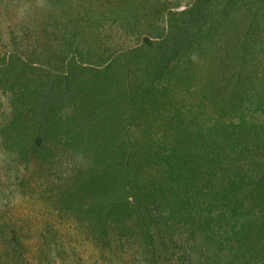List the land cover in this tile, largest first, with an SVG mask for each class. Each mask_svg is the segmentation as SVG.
Here are the masks:
<instances>
[{"label": "rangeland", "instance_id": "1", "mask_svg": "<svg viewBox=\"0 0 264 264\" xmlns=\"http://www.w3.org/2000/svg\"><path fill=\"white\" fill-rule=\"evenodd\" d=\"M255 1L225 24L226 50L212 39L193 51L196 24L180 14L195 0H0L4 108L18 91L51 96L49 105L74 97L79 113L96 109L121 134L131 185L142 184L134 192L160 188L141 201L153 209L145 231L101 222L96 207L78 218L57 196L78 162L62 154L66 130L48 136L54 164L49 151L21 158L22 135L0 133V264H264V5ZM171 13L180 27L169 26ZM114 103L118 116L103 113Z\"/></svg>", "mask_w": 264, "mask_h": 264}, {"label": "trees", "instance_id": "2", "mask_svg": "<svg viewBox=\"0 0 264 264\" xmlns=\"http://www.w3.org/2000/svg\"><path fill=\"white\" fill-rule=\"evenodd\" d=\"M255 2L264 5L262 0ZM229 6L237 8L229 9ZM245 6V0H195L192 9L180 14L183 17L186 15L190 18L191 23L196 24L194 26L196 39L189 41L192 44L190 50L196 51L194 44L198 45L201 44L200 41L202 40L207 42L212 39L215 44H220V49L226 50L230 43L223 37L226 34V31L223 32L225 24L232 22L233 18L231 20V17H236V15L243 16ZM257 12L258 9L254 6V12L249 10V14L245 15V22H249L248 25L252 26L258 22ZM176 15L178 14L171 13L168 16L170 27H180L171 18ZM191 38H193V34ZM191 38L189 37V40ZM249 42L241 43L239 46L245 53L243 56L238 53L240 56L237 59L241 61L239 68L244 67L246 54L250 52ZM220 75L225 77L223 73ZM228 78L235 82L232 76H228ZM251 78H254V76ZM68 80L69 78L67 77L66 81ZM219 82L222 83L221 80ZM10 84L15 85V82ZM235 84L237 90L243 86L240 85L239 81ZM91 93L88 94L87 99L91 97ZM17 96V98L10 97L8 108H4L3 102L0 101V112L7 117L0 121V127L2 128L0 133H15L16 131V133L19 132L22 135L21 139L24 147L19 153L21 158L32 154V161L35 162L41 157L37 156L36 152L44 153L49 151L52 153L49 162L54 164L56 159L52 158L56 154L53 150H59L54 149L48 143V136L50 132L58 134L62 129L68 133V138L63 139L65 143H63V149L61 150L62 154H67V158L71 155L78 162L77 166L67 169L70 170L68 173L64 171L62 174V177L65 176L64 180H67L68 187L57 195L59 205L70 210L78 218L83 216L82 219L89 218L87 215H83L84 212L92 214L96 207L101 222L105 221L108 224L116 225L117 223H136L139 221L143 230H147L145 215L153 212V209L147 208L149 209L148 211L146 207L143 208L141 201L143 202L146 198L153 199L158 197L157 194L160 195V188L153 185L150 191L134 192L135 189H140L142 184L139 183L141 186L139 184L131 185L132 179L129 177V170L134 166L131 165L132 156L128 155L131 153L128 152V148L125 149L123 147L125 144L124 141H121V134L116 139V135H113L112 127L105 123H100L98 117L101 115L95 116L98 114L95 111L98 110L93 108L87 110L84 108L88 111L89 117H86L81 111L80 113L78 112L79 101H76L74 97L71 101L64 99L63 95H57L54 98L55 101L49 105L48 100L51 96L41 99L36 97L32 100L30 99L31 97L26 96V93L22 94L21 91H18ZM223 96L225 95L223 94ZM93 100L94 98L90 100L86 107L92 106L96 108ZM95 101H98V99ZM121 109L122 106L120 104L114 103L109 105L103 113L107 116H118L117 111ZM129 110L130 112L134 111L133 109ZM223 110L224 108H221V111L225 112ZM123 113H127V110L124 109ZM123 116L125 121H131L134 118V114H130V116L124 114ZM89 124L99 125H94L93 128ZM77 125L80 126L79 130L81 133ZM89 127L93 130L92 133L87 132ZM95 130H101V133ZM2 141L9 142V136H2ZM115 141L119 142L120 147L116 145ZM77 142L78 144H76ZM57 148L59 147L57 146ZM122 152L123 155H121ZM57 158H60V155ZM262 180L261 184H264V178ZM258 185L259 188L264 189V186ZM87 202L89 203L87 204ZM87 206L88 208L86 209ZM189 227L193 228L194 225H189ZM147 235H151L150 232L147 231ZM257 236L261 240L264 239V233L260 232Z\"/></svg>", "mask_w": 264, "mask_h": 264}]
</instances>
